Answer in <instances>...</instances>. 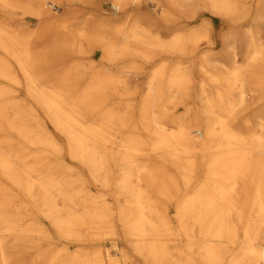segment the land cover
<instances>
[{
	"label": "bare ground",
	"instance_id": "6f19581e",
	"mask_svg": "<svg viewBox=\"0 0 264 264\" xmlns=\"http://www.w3.org/2000/svg\"><path fill=\"white\" fill-rule=\"evenodd\" d=\"M47 1L0 0V264H264V125L253 131L252 117L264 81L246 79L264 66L254 33L231 68L218 66L216 51L200 55L199 138L167 110L190 87L192 66L155 68L126 120L114 114L112 79L84 80L81 63L50 56L100 49L110 69L125 57L149 60L147 45L190 55L194 40L165 45L142 0H112L119 16L105 15L102 0H54L65 15ZM151 1L167 21L200 7L242 14V0ZM18 10L37 18V31L22 30Z\"/></svg>",
	"mask_w": 264,
	"mask_h": 264
},
{
	"label": "rangeland",
	"instance_id": "374dc122",
	"mask_svg": "<svg viewBox=\"0 0 264 264\" xmlns=\"http://www.w3.org/2000/svg\"><path fill=\"white\" fill-rule=\"evenodd\" d=\"M47 4L50 6L51 11L56 14L65 15L68 11V6L65 3L48 0ZM113 4L115 2L112 0H102L101 10L103 13L107 16L122 15L121 11L116 12L113 10ZM241 6L242 14L238 19L234 20L228 17H217L207 9L200 7L193 16L177 13L174 20L167 21L163 18V7L161 4L151 0H142L139 4L140 14L155 21L153 26L154 34L159 35L167 46L174 36H182V38L194 40L196 43H194L195 49L190 55L181 54L173 48L147 45L144 51H147L152 56L149 60H140L138 59L139 57L135 59L125 57L113 64H108L110 69L101 66L102 64L104 66L107 62L102 56L103 51L100 49L94 50L91 55L86 53L54 55L51 53L50 56H52L51 59L55 63H64L63 66L65 64L69 66L75 60L81 63L84 69L81 75L84 80L90 81L96 76H107L112 79L114 81L112 86L115 88L110 102L112 103L114 114L117 117L122 116L126 120L127 118L130 119V116L135 114L136 109L139 108V103L147 93V85L151 81V74L155 68L165 65L169 69L177 62L192 66L193 81L190 87L187 90H176L174 98L169 101L167 110L173 118L193 124L195 129H198L197 136L202 138V133H204V98L200 84L202 78L205 77L199 69V57L202 52L211 53V51H216L218 53L216 57L218 66L231 68L234 63V54H236L239 63L244 61L245 38L248 32L254 33L258 43L264 46V18L262 20L258 19L259 13L264 11V0H242ZM73 7L87 10L88 4L77 2ZM17 12L25 23L21 27L23 31L38 30L39 22L35 16L28 13L24 14L22 10ZM37 44L39 49L46 46L41 41H38ZM130 44L132 51L139 50L133 43ZM139 68H141V74L136 72ZM246 79L250 86L256 84V79L264 81V66L255 72L247 73ZM138 86H140L139 94H135ZM253 89L256 90L252 94L254 95L253 101L256 102L254 113L252 112L253 131L259 132V124L262 123L264 125V84L260 87L256 85ZM253 89L250 91H254ZM249 98H251V95H249ZM115 132L117 134L120 132L117 127ZM179 153L182 154V152Z\"/></svg>",
	"mask_w": 264,
	"mask_h": 264
},
{
	"label": "built area",
	"instance_id": "2783aa9c",
	"mask_svg": "<svg viewBox=\"0 0 264 264\" xmlns=\"http://www.w3.org/2000/svg\"><path fill=\"white\" fill-rule=\"evenodd\" d=\"M113 10L118 12L119 11V8L117 6H113Z\"/></svg>",
	"mask_w": 264,
	"mask_h": 264
}]
</instances>
